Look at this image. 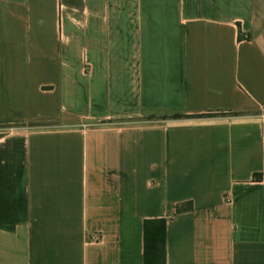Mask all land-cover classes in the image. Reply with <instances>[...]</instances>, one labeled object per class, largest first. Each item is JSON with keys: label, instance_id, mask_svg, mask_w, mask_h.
<instances>
[{"label": "crops", "instance_id": "0c3cea01", "mask_svg": "<svg viewBox=\"0 0 264 264\" xmlns=\"http://www.w3.org/2000/svg\"><path fill=\"white\" fill-rule=\"evenodd\" d=\"M263 117L264 0H0V264H264Z\"/></svg>", "mask_w": 264, "mask_h": 264}, {"label": "trees", "instance_id": "16d2710c", "mask_svg": "<svg viewBox=\"0 0 264 264\" xmlns=\"http://www.w3.org/2000/svg\"><path fill=\"white\" fill-rule=\"evenodd\" d=\"M185 116V114L176 113L171 117L182 118ZM190 209V206L187 208L178 206L175 215ZM167 224V218L145 222V264H167Z\"/></svg>", "mask_w": 264, "mask_h": 264}, {"label": "rangeland", "instance_id": "374dc122", "mask_svg": "<svg viewBox=\"0 0 264 264\" xmlns=\"http://www.w3.org/2000/svg\"><path fill=\"white\" fill-rule=\"evenodd\" d=\"M7 131H8L7 129L0 128V136L3 135Z\"/></svg>", "mask_w": 264, "mask_h": 264}, {"label": "built area", "instance_id": "2783aa9c", "mask_svg": "<svg viewBox=\"0 0 264 264\" xmlns=\"http://www.w3.org/2000/svg\"><path fill=\"white\" fill-rule=\"evenodd\" d=\"M262 126H263V130H264V117L262 119Z\"/></svg>", "mask_w": 264, "mask_h": 264}]
</instances>
